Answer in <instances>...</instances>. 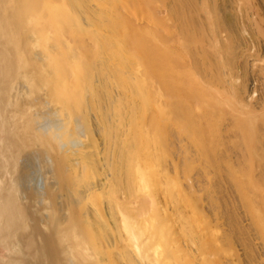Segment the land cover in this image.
I'll use <instances>...</instances> for the list:
<instances>
[{"label": "bare ground", "instance_id": "6f19581e", "mask_svg": "<svg viewBox=\"0 0 264 264\" xmlns=\"http://www.w3.org/2000/svg\"><path fill=\"white\" fill-rule=\"evenodd\" d=\"M120 7L155 19V28L132 27ZM171 12L167 23L149 0H0V242L8 255L0 264H31L28 255L35 264H224L207 225L171 208L178 184L160 164L171 156L173 125L206 152L228 115L247 167L227 166L254 234L250 244L241 238L238 264H264L253 174L256 161L264 167V114L242 117L232 102L240 85L215 96L180 69L187 54L202 53L206 73L219 78L198 45L206 38L219 68L238 57L232 37L217 43V5L199 37L181 9ZM179 31L185 42L171 44ZM194 104L208 123L197 120Z\"/></svg>", "mask_w": 264, "mask_h": 264}, {"label": "rangeland", "instance_id": "374dc122", "mask_svg": "<svg viewBox=\"0 0 264 264\" xmlns=\"http://www.w3.org/2000/svg\"><path fill=\"white\" fill-rule=\"evenodd\" d=\"M149 2L155 11V18L167 23L174 20L171 8L176 6L177 9H181L187 17L189 27L198 37L206 35L209 30L214 19L210 18V13L216 4L218 10L216 17L223 24L221 37L217 43L227 42L232 37L236 40L238 57L230 68L226 65L225 69L219 68V60L208 45L210 38H206L198 45L202 44L204 52H207L213 72H220L219 78L213 80L211 75L206 73L202 66L203 61L198 59L202 57V53L197 56L187 54L180 63V69L193 74L201 81L202 88L211 90L215 96H220L224 92L230 94L237 85H240L239 99L245 106H239V99L232 102L238 104V111L241 112L242 117L249 112L257 117L264 114V0H189L184 4L179 0H149ZM119 9L120 11L117 12L128 19L132 27L144 30L155 28V19L134 18L121 7ZM170 38H172L171 44L175 42V45H180V42H185L186 39L180 31ZM196 104L192 109L197 120L203 124L208 123ZM221 108L224 111L229 110L226 104ZM146 121H149V116ZM220 130L221 138L216 132L214 135L211 132L210 144L213 148L205 152L193 144L179 126L175 128L173 125V131L169 136V148H167L171 156L162 160L160 167L178 184L175 205L171 208L191 210L192 221L205 223L210 233L217 239L216 242L223 252V263L238 264V244L244 241L241 238L246 237L250 244L254 240V234L250 207L238 187V177L230 174L228 166L238 172L239 167H247V162L245 156H242V150L238 149L240 134L229 115ZM259 131L264 153V122L259 121ZM1 166L0 159V175H2ZM253 172L258 186L257 193L260 191V195L256 197L257 204L259 208H264V167L256 161ZM37 173L35 178L39 179L35 180L41 187L42 177ZM162 208L165 206L162 205ZM254 208H256L255 203ZM39 210L47 212L46 208ZM5 239H8L11 247L18 244L13 236L5 235ZM5 246V243L0 242V258L8 256L5 255ZM28 258L31 264H35L32 255H28Z\"/></svg>", "mask_w": 264, "mask_h": 264}]
</instances>
